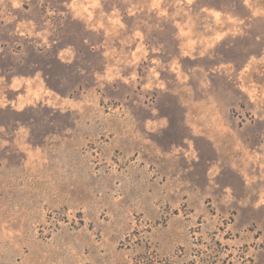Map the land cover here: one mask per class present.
Returning <instances> with one entry per match:
<instances>
[{
	"label": "rangeland",
	"instance_id": "obj_1",
	"mask_svg": "<svg viewBox=\"0 0 264 264\" xmlns=\"http://www.w3.org/2000/svg\"><path fill=\"white\" fill-rule=\"evenodd\" d=\"M264 264V0H0V264Z\"/></svg>",
	"mask_w": 264,
	"mask_h": 264
},
{
	"label": "trees",
	"instance_id": "obj_2",
	"mask_svg": "<svg viewBox=\"0 0 264 264\" xmlns=\"http://www.w3.org/2000/svg\"><path fill=\"white\" fill-rule=\"evenodd\" d=\"M144 261H138L136 264H143Z\"/></svg>",
	"mask_w": 264,
	"mask_h": 264
}]
</instances>
